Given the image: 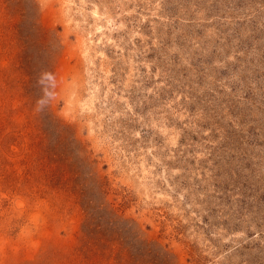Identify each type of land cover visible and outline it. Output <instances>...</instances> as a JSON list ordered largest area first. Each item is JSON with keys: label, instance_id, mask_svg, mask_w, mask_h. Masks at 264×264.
Returning <instances> with one entry per match:
<instances>
[{"label": "rangeland", "instance_id": "obj_1", "mask_svg": "<svg viewBox=\"0 0 264 264\" xmlns=\"http://www.w3.org/2000/svg\"><path fill=\"white\" fill-rule=\"evenodd\" d=\"M0 264H264V0H0Z\"/></svg>", "mask_w": 264, "mask_h": 264}]
</instances>
